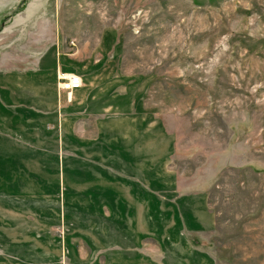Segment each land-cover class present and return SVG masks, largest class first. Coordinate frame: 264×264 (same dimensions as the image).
<instances>
[{"label":"rangeland","instance_id":"rangeland-1","mask_svg":"<svg viewBox=\"0 0 264 264\" xmlns=\"http://www.w3.org/2000/svg\"><path fill=\"white\" fill-rule=\"evenodd\" d=\"M0 87V263L99 264L94 236L120 219L109 171L143 167L151 220L203 191L211 264H264V0H19Z\"/></svg>","mask_w":264,"mask_h":264},{"label":"crops","instance_id":"crops-1","mask_svg":"<svg viewBox=\"0 0 264 264\" xmlns=\"http://www.w3.org/2000/svg\"><path fill=\"white\" fill-rule=\"evenodd\" d=\"M18 2L19 0H0V15ZM78 75L83 81L85 77ZM96 79L98 77H94L95 85L98 83ZM93 89L96 87L93 86ZM1 103L0 94V106ZM109 172L111 181L108 186L111 192L108 203L110 209H116V217L120 219L117 222L119 227L112 230L108 238L101 239V234L94 236V240H98V243L95 242L94 255L97 253L101 257L99 264H152L155 259L149 251L153 250L151 246H156L154 248L158 250L157 264H202L203 260L205 264L213 262L209 250H203L193 242V234H199L210 224L211 215L210 211L207 212L205 192H193L190 186L181 188L164 201L165 207H169L167 220H151L148 170L142 167L136 174L135 170L127 173ZM96 173L95 170L80 172L84 184L87 183L86 187L96 189L100 186L101 177L92 181V178H97ZM175 191L177 187L171 193ZM156 198L164 200L161 194ZM106 241L110 243H101ZM195 258H198L197 262H193ZM0 264H4L3 260Z\"/></svg>","mask_w":264,"mask_h":264},{"label":"built area","instance_id":"built-area-1","mask_svg":"<svg viewBox=\"0 0 264 264\" xmlns=\"http://www.w3.org/2000/svg\"><path fill=\"white\" fill-rule=\"evenodd\" d=\"M82 84L81 77L76 73H64L58 76V85L59 88L70 94L76 89H78Z\"/></svg>","mask_w":264,"mask_h":264}]
</instances>
